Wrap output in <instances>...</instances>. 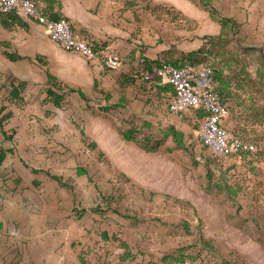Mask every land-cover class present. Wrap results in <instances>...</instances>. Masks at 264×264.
Masks as SVG:
<instances>
[{"label": "rangeland", "instance_id": "obj_1", "mask_svg": "<svg viewBox=\"0 0 264 264\" xmlns=\"http://www.w3.org/2000/svg\"><path fill=\"white\" fill-rule=\"evenodd\" d=\"M241 1L139 0L145 37L115 38L123 62L112 78L137 80L147 54L164 62L192 52L215 70L227 105L230 93L239 105L249 100L253 118L238 107L237 122L249 121L264 148V0ZM27 82L20 88L0 72V106L11 85L20 92L11 119H0V264L13 263L15 247L25 257L22 246L33 248L28 260L45 253L52 264H173L187 253L197 264H264V233L252 219L264 211V178L216 160L195 137L198 114L163 106L142 127L95 89L86 100L63 88L56 103L39 101L38 81ZM151 129L159 133L147 138Z\"/></svg>", "mask_w": 264, "mask_h": 264}, {"label": "crops", "instance_id": "obj_2", "mask_svg": "<svg viewBox=\"0 0 264 264\" xmlns=\"http://www.w3.org/2000/svg\"><path fill=\"white\" fill-rule=\"evenodd\" d=\"M196 1L202 6V3H206V0ZM246 1L248 4H251L259 0H242L241 3L245 4ZM36 2L37 7L43 15L49 19L53 15L65 18V22L69 24L76 36L92 41L96 46L98 59L93 62L86 61L80 55L66 53L47 38L43 28L35 21L17 18L16 16H7L0 19V72L18 81L20 88L25 87V85L27 86V81H38V89L42 88L39 101L40 99L48 101V90H52L55 94L63 96L61 91L67 87V89L75 90V92L81 91L86 98L87 92L95 89L107 100L114 99L113 102H109L108 106L121 110L124 109L128 122H134L142 127L145 123L157 122L158 117L156 113H159L163 106H166V111H169L166 101L169 87L156 85L154 90L151 91L148 84L139 79L135 80L130 74L125 73L122 79H119V76L112 78V74L117 73L120 69L107 70L101 65L102 54L106 53L104 52L105 50H111L112 52L108 53H114L115 55L119 53L115 38H119L121 35V37L126 38L124 43L130 42L129 39L132 35L144 39V35L140 36V34H137V30L143 28V26H140L143 23V17L141 16L143 11L139 9V0H36ZM240 4L234 2V7H242ZM172 5L177 7L175 3H172ZM177 9L180 10L181 8L177 7ZM188 9L189 7H187V10H183V14H180L186 18L191 17L190 12L192 9L187 14ZM231 19L235 20L233 17ZM143 39L141 40L143 41ZM119 50H122V54L126 55L127 49L125 50V47L119 48ZM133 53L135 57L142 54L140 50ZM145 57L147 58L142 57L144 64L140 67L146 69H143L144 72L148 71L149 65L159 60L155 59L156 54H147ZM119 58L122 66L123 60L121 57ZM53 85L56 88L59 87V89L57 90ZM157 89H161L163 93H156ZM12 91H14V94L9 97L8 104L0 106V117H3L6 121L11 119V116L9 113L5 114V112L8 109H12V107H16L15 102L18 101L12 96H15L17 92L18 94L20 93L13 85H11ZM114 91H120L121 95L120 93L114 94ZM134 96L136 97L135 99ZM231 96L230 102L233 103L228 105L232 107L233 112L230 121L227 120L225 122V127L230 131H237L245 139L255 142L252 130L251 134H249V121H247L246 127L243 129L241 128L242 125L238 124L236 105L239 104L236 101L239 99L230 93L229 97ZM239 103V108H243L244 113L247 114V118H253L251 115L252 111H250L251 106L248 104L249 100H240ZM167 128L170 129V126ZM194 131L196 132L195 129ZM146 133L150 134L147 138H153L159 132L151 129L150 132ZM162 135H164V132ZM247 160L248 163L242 161L240 167L244 163L248 166L246 168L256 175L261 174L264 178V170L259 165L260 163L249 156ZM249 161H253L254 163ZM230 162L233 161L230 160ZM262 184L264 186V179ZM228 188L229 186H225L226 191ZM252 219L259 223L264 233V211L253 214ZM181 224L182 226L180 227L188 232L190 229L189 224H186L184 221H181ZM35 246L37 245L34 244L33 247ZM38 246H40V243H38ZM22 247L27 255L25 257L21 256L22 254L20 255V253L22 251L19 247H15L16 250L12 264H52V262L48 261L50 260V255H45V253H39L37 259L28 260L30 251L33 248L31 246ZM173 259V264H176V260L178 259Z\"/></svg>", "mask_w": 264, "mask_h": 264}, {"label": "built area", "instance_id": "obj_3", "mask_svg": "<svg viewBox=\"0 0 264 264\" xmlns=\"http://www.w3.org/2000/svg\"><path fill=\"white\" fill-rule=\"evenodd\" d=\"M16 14L20 18L35 21L41 26L47 38L64 52L83 56L86 60L98 59L92 41L74 34L65 21H54L43 15L36 0H0V18ZM101 65L107 70H118L120 58L114 53H103ZM154 90L156 85L169 87L171 92L166 97L167 109L173 114L201 111L204 116L198 120L195 137L201 145L218 161L230 158L232 163L241 164L242 155L256 158L264 148L259 142L242 139L225 127L229 118V106L221 99L211 67L206 65L173 66L162 62L150 71H143L134 76ZM239 176H234V179ZM184 264H189L184 262Z\"/></svg>", "mask_w": 264, "mask_h": 264}, {"label": "trees", "instance_id": "obj_4", "mask_svg": "<svg viewBox=\"0 0 264 264\" xmlns=\"http://www.w3.org/2000/svg\"><path fill=\"white\" fill-rule=\"evenodd\" d=\"M45 14V13H44ZM7 16H16L17 18L19 17L18 15H16V14H8V15H5V16H3V17H1V18H4V17H7ZM0 18V19H1ZM51 20H54V21H66L65 20V18H63V17H59V16H52V18H50ZM71 28V27H70ZM94 51L96 52V48L94 49ZM196 60V57H195V54H193V53H189V54H185V55H183L182 56V58L180 59V58H176L174 61H164V62H167V63H170V64H172L173 66H176V67H181V66H184V65H187V64H189V65H201V63H198V61H195ZM197 62V63H196ZM160 63H162V62H160V61H157V62H154V63H152L151 65H149L148 66V68H147V70L148 71H150V70H152L154 67H157V66H159L160 65ZM211 69H212V71H213V74H214V78H215V70L211 67ZM141 71H138L137 72V74H139ZM50 83H52V81H50ZM145 83V82H144ZM145 84H147V83H145ZM53 87L54 88H56V86L55 85H53ZM57 90L59 89V87H57L56 88ZM170 90L171 89H169V93H170ZM217 91H218V93H219V95H220V97H221V99L224 101V103H226L225 102V100H226V98H225V90H218V88L216 89ZM77 93H79V95L80 96H82V97H84V95H83V93H81V91H76ZM157 92H160L161 94L163 93L162 91H161V89H157L156 90V93ZM164 93H165V91H164ZM167 94V93H166ZM230 95V94H229ZM47 97H48V99H53V100H55V102L57 103V102H60L61 100H62V97L63 96H60V95H57V94H55L52 90H48V92H47ZM84 99H86L85 97H84ZM237 106V109H238V105H236ZM229 117L232 115V112H233V110H232V108L231 107H229ZM193 113H195V114H198L199 116V118H198V120H200L203 116H204V113L203 112H201V111H199V110H197V111H194ZM0 115H1V111H0ZM0 119H3V117H0ZM198 123V122H197ZM0 130H1V128H0ZM235 135H237V136H239L240 138H242V139H245L241 134H239L238 132H233ZM254 138H255V136H254ZM247 158H248V154H243L242 155V161L243 162H245V163H248V160H247ZM258 158H263V156H262V154H260V155H258L256 158H252V159H254L255 161H258L257 159ZM3 159V154H2V156L0 157V163H1V160ZM264 159V158H263ZM251 163H254V162H251ZM239 189V188H238ZM239 191H240V189H239ZM188 254V253H187ZM187 254H184V255H182V257H181V259L179 258L178 260H176L177 261V263L176 264H184V262H188L189 264H197V261H196V259L197 258H195V257H193V256H191V255H187Z\"/></svg>", "mask_w": 264, "mask_h": 264}]
</instances>
